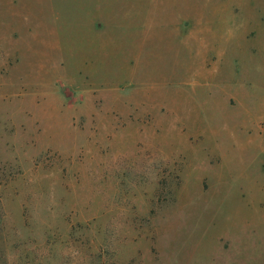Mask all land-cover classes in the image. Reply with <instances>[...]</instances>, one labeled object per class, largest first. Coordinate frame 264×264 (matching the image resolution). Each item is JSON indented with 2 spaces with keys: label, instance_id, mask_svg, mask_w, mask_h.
Segmentation results:
<instances>
[{
  "label": "rangeland",
  "instance_id": "rangeland-1",
  "mask_svg": "<svg viewBox=\"0 0 264 264\" xmlns=\"http://www.w3.org/2000/svg\"><path fill=\"white\" fill-rule=\"evenodd\" d=\"M0 264H264V0H0Z\"/></svg>",
  "mask_w": 264,
  "mask_h": 264
}]
</instances>
